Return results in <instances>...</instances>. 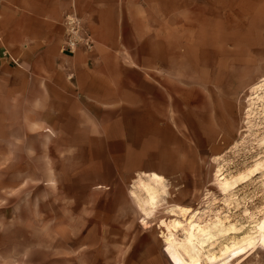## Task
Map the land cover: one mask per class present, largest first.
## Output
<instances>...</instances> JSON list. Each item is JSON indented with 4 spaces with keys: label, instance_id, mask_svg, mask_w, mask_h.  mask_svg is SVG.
Returning a JSON list of instances; mask_svg holds the SVG:
<instances>
[{
    "label": "rangeland",
    "instance_id": "374dc122",
    "mask_svg": "<svg viewBox=\"0 0 264 264\" xmlns=\"http://www.w3.org/2000/svg\"><path fill=\"white\" fill-rule=\"evenodd\" d=\"M215 7L123 43L149 68L146 112L105 138L1 123L0 264H182L172 226L193 214L200 264H264V0Z\"/></svg>",
    "mask_w": 264,
    "mask_h": 264
},
{
    "label": "crops",
    "instance_id": "0c3cea01",
    "mask_svg": "<svg viewBox=\"0 0 264 264\" xmlns=\"http://www.w3.org/2000/svg\"><path fill=\"white\" fill-rule=\"evenodd\" d=\"M224 1L201 0L215 8ZM187 10L188 0H0V126L17 125L25 138L76 121L88 137L105 138L108 121L146 112L149 68L123 55V43L166 40L162 28L180 24ZM72 13L90 49L62 51Z\"/></svg>",
    "mask_w": 264,
    "mask_h": 264
},
{
    "label": "bare ground",
    "instance_id": "6f19581e",
    "mask_svg": "<svg viewBox=\"0 0 264 264\" xmlns=\"http://www.w3.org/2000/svg\"><path fill=\"white\" fill-rule=\"evenodd\" d=\"M223 185L228 186V182H226V181L223 182ZM224 188H226V187H224ZM147 195H148V197H150V199L153 198V196L150 193V191L147 192ZM142 202H143V205H144V211L147 213V207H146L147 200L145 198H143ZM194 216L195 215L193 214V215H190L188 218L185 219V221H186V227L185 228L183 227V224L181 223V221H174L173 222V226H172L173 230H176L178 227H182V229L186 233V236L189 237L188 243L189 242L190 243L188 245L190 246V248L192 249L193 254H194V258H193V257H191L190 255L187 254V252L183 249V246H182L181 243L173 242V243H175L174 245H175V250H176V256L181 261L182 264H200L201 253H202L201 249H202L203 244H205L207 242L206 240H204V238L206 237V239H208L207 237L211 234V233H208L205 236H203L200 240H196L195 233H196L197 221H196V219H194ZM260 229H261V227H260ZM260 229H258V230H260ZM262 232H264V231H262ZM211 238H213V237H211ZM243 238H245V237H243ZM233 245H234V242H233ZM227 248H229V245L226 248L224 247V249H227ZM179 249L182 250V252L185 255V257L182 255V253L179 251ZM215 256L216 255L212 254V256L211 257L209 256L208 259H211V258H213Z\"/></svg>",
    "mask_w": 264,
    "mask_h": 264
},
{
    "label": "built area",
    "instance_id": "2783aa9c",
    "mask_svg": "<svg viewBox=\"0 0 264 264\" xmlns=\"http://www.w3.org/2000/svg\"><path fill=\"white\" fill-rule=\"evenodd\" d=\"M66 34L64 42L62 43V51L73 52L78 47L82 46L90 49L92 41L89 40L88 34L80 21V18L74 13L65 16Z\"/></svg>",
    "mask_w": 264,
    "mask_h": 264
}]
</instances>
